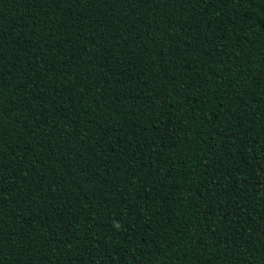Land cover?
<instances>
[{
  "label": "trees",
  "instance_id": "trees-1",
  "mask_svg": "<svg viewBox=\"0 0 264 264\" xmlns=\"http://www.w3.org/2000/svg\"><path fill=\"white\" fill-rule=\"evenodd\" d=\"M0 264H264V0H0Z\"/></svg>",
  "mask_w": 264,
  "mask_h": 264
}]
</instances>
